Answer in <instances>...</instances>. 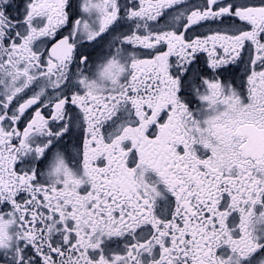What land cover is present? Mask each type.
Instances as JSON below:
<instances>
[{
	"label": "snow or ice",
	"instance_id": "6c2138e0",
	"mask_svg": "<svg viewBox=\"0 0 264 264\" xmlns=\"http://www.w3.org/2000/svg\"><path fill=\"white\" fill-rule=\"evenodd\" d=\"M0 264H264V0H0Z\"/></svg>",
	"mask_w": 264,
	"mask_h": 264
}]
</instances>
